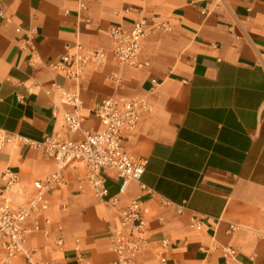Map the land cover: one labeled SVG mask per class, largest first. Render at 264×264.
Segmentation results:
<instances>
[{"label": "crops", "instance_id": "crops-1", "mask_svg": "<svg viewBox=\"0 0 264 264\" xmlns=\"http://www.w3.org/2000/svg\"><path fill=\"white\" fill-rule=\"evenodd\" d=\"M141 18L166 19L170 29L147 34L137 66L120 65L109 29ZM26 35L31 48L19 45ZM77 43L108 52L105 66H88L78 82L82 130H100L93 111L104 100L145 97L151 109L122 146L147 165L123 189L103 171L100 200L76 158L59 163L41 148L0 142V175L19 178L8 191L14 207L35 181L62 173L48 209L25 221L40 229L26 236L33 260L112 264L111 235L138 200L146 246L135 264H264V0H224L220 9L210 0H0V132L34 142L63 133L69 107L53 86L74 82L49 65Z\"/></svg>", "mask_w": 264, "mask_h": 264}, {"label": "built area", "instance_id": "built-area-1", "mask_svg": "<svg viewBox=\"0 0 264 264\" xmlns=\"http://www.w3.org/2000/svg\"><path fill=\"white\" fill-rule=\"evenodd\" d=\"M215 9L224 5V0H210ZM81 8H84L81 5ZM12 16L5 17L12 21ZM170 26L166 19L146 20L144 18L131 24L127 30L119 26L109 29L111 41L110 53L120 65L137 66L140 55V43L151 31H169ZM15 32L19 34L21 27L16 25ZM31 37L20 38L21 48H31ZM108 52L104 49H85L77 43L74 48L67 50L57 61L52 62L49 68L59 72L66 79L74 82L70 90L54 85L53 91L61 104L69 107L68 111L61 112L63 133L46 137L41 142H34L16 134L0 132V142L21 143L29 147L44 150L50 158L61 163L69 157H74L84 163L86 172L84 181L93 191L97 199L103 200L107 195L104 187L105 177L102 172H113L123 179L122 189L129 181H139L147 165L146 158L131 157L122 146L124 134L132 131L143 111L148 112L151 104L145 97L135 96L122 100L108 98L94 111L93 115L100 123V130L88 132L82 130L83 119L80 115L82 102L79 95L78 82L88 66L94 69L105 66ZM144 65H147L146 63ZM153 86L156 81H152ZM57 110L53 111L56 117ZM80 135V140L72 139ZM0 264H54L39 262L32 258L33 250L26 247V236L38 232L37 226L26 228L25 221L31 216L45 212L48 209L46 195L54 187L63 184L61 171L50 175L44 181H35L32 184L33 194L25 205L14 207L8 197V191L19 184L18 175L5 170L0 175ZM114 204V201L112 202ZM144 221L142 219L141 203L132 200L120 213V229L111 235V249L115 255L112 264H135L136 257L146 246ZM199 224L196 227L199 228ZM235 226H231L233 230ZM61 243V240H58ZM166 247V242L163 243ZM233 255L234 251L224 250Z\"/></svg>", "mask_w": 264, "mask_h": 264}]
</instances>
